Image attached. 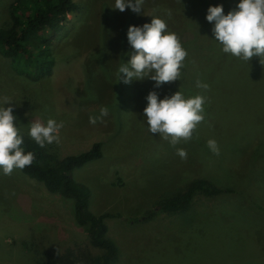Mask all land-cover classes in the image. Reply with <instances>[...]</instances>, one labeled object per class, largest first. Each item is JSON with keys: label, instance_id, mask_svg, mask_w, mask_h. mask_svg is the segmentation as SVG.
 Listing matches in <instances>:
<instances>
[{"label": "rangeland", "instance_id": "374dc122", "mask_svg": "<svg viewBox=\"0 0 264 264\" xmlns=\"http://www.w3.org/2000/svg\"><path fill=\"white\" fill-rule=\"evenodd\" d=\"M10 1L0 0V25ZM74 1L78 9L51 45L49 76L27 79L0 54V107L13 108L14 125L35 144L31 122H63L59 144H37L42 162L100 143L102 156L71 175L89 190L90 212L113 214L105 222L118 246L115 264H264V64L259 57L246 62L224 53L214 22L206 19L210 6L222 5L227 14L239 0H144L140 13L115 9V0ZM151 14L167 23L188 53L181 78L159 88L149 78L125 84L118 69L133 52L128 28L150 23ZM197 80L208 89L198 88ZM150 91L159 99L177 91L206 97L205 119L190 141L172 146L150 133L144 116ZM102 106L109 114L91 124L89 117L99 116ZM209 139L217 141L219 155L207 147ZM177 149L186 150L187 159ZM201 176L234 191L197 194L184 212L155 207ZM152 208L154 218L130 222ZM74 216L71 198L48 192L20 169L11 175L0 169V264H38L35 251L86 246L87 234Z\"/></svg>", "mask_w": 264, "mask_h": 264}, {"label": "clouds", "instance_id": "9594fccd", "mask_svg": "<svg viewBox=\"0 0 264 264\" xmlns=\"http://www.w3.org/2000/svg\"><path fill=\"white\" fill-rule=\"evenodd\" d=\"M144 0H115V9L123 12L130 8L140 13ZM168 16L171 11L168 10ZM150 23L142 26H129L127 40L133 52L127 63L118 69L119 79L125 84L135 80L149 78L155 81L159 88L165 83L174 82L181 78V69L188 55L186 49L175 32L168 30L167 23L154 14ZM206 19L214 22L212 33L215 40L222 46V51L236 58L249 62L251 58L259 57L264 64V0H239L236 8L224 13L223 6H210ZM123 74V77H121ZM197 87L207 90L208 85L197 80ZM147 106L144 116L148 130L152 134H159L172 146L181 140L188 142L193 132L204 121V107L206 97L195 95L185 97L181 91L171 96L158 98L155 91H150L146 97ZM4 104H11L9 98H3ZM109 114L106 106L100 108L99 116H90L93 125ZM15 117L12 107H0V169L4 175H11L14 169L23 170L31 166L35 156L32 152H25L21 147L23 138L14 125ZM63 122L57 123L48 119L46 125L40 121L30 123L29 136L40 146L60 143L59 129ZM207 147L219 155V147L215 139L207 141ZM176 154L181 159H187L184 149H177Z\"/></svg>", "mask_w": 264, "mask_h": 264}, {"label": "trees", "instance_id": "16d2710c", "mask_svg": "<svg viewBox=\"0 0 264 264\" xmlns=\"http://www.w3.org/2000/svg\"><path fill=\"white\" fill-rule=\"evenodd\" d=\"M79 5L74 0H11L7 5V20L0 25V54L8 58L12 69L31 80H40L52 72L54 57L51 45L67 21V15L75 12ZM147 11H149L147 9ZM23 138L25 152L34 153L31 166L21 172L43 184L48 192L71 198L77 225L87 234V245L66 248L63 252H37L38 264H115L118 256L116 242L108 236L106 217L113 214H94L88 210L89 190L73 179L71 173L93 159L102 156L101 145L92 147L78 155H69L49 162L41 161L39 146ZM229 186H218L205 176L189 181L183 188L157 201L159 212L179 213L188 209L195 195L213 197L233 192ZM157 215L156 208L145 211L142 218L150 220ZM36 250V249H35Z\"/></svg>", "mask_w": 264, "mask_h": 264}]
</instances>
